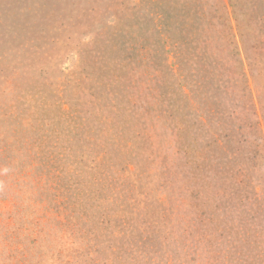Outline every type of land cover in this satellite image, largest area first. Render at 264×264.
Wrapping results in <instances>:
<instances>
[{
  "label": "rangeland",
  "instance_id": "374dc122",
  "mask_svg": "<svg viewBox=\"0 0 264 264\" xmlns=\"http://www.w3.org/2000/svg\"><path fill=\"white\" fill-rule=\"evenodd\" d=\"M0 264H264V0H0Z\"/></svg>",
  "mask_w": 264,
  "mask_h": 264
}]
</instances>
